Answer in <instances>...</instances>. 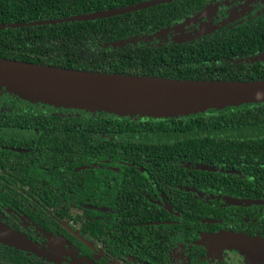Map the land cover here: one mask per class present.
<instances>
[{"label": "flooded vegetation", "instance_id": "1", "mask_svg": "<svg viewBox=\"0 0 264 264\" xmlns=\"http://www.w3.org/2000/svg\"><path fill=\"white\" fill-rule=\"evenodd\" d=\"M261 17L264 0H196L182 19L144 40L167 48L211 40ZM106 113L0 92L5 222L42 244L56 264H259L214 248L209 235L264 237V158L224 166L174 157L186 155L177 150L163 158L161 148L186 138V129L147 126L128 136L105 127L117 115ZM85 118L106 125L84 126ZM254 132L264 139V127Z\"/></svg>", "mask_w": 264, "mask_h": 264}, {"label": "trees", "instance_id": "2", "mask_svg": "<svg viewBox=\"0 0 264 264\" xmlns=\"http://www.w3.org/2000/svg\"><path fill=\"white\" fill-rule=\"evenodd\" d=\"M145 1L149 0H0V23L6 25L0 28V57L107 73L212 80L264 79V60L235 62L241 56L264 53V17L252 20L224 37L211 40H195L168 48L146 43V35L182 19L196 0H173L97 19L36 23ZM134 36H138L134 42L117 47L112 45L116 40ZM104 114L107 115L105 111ZM111 116L110 123L106 125L100 122L99 125H106V128L116 132L124 130L128 136V133H142L141 129L147 126L186 129V138L161 148L163 158L176 150L186 155L174 157L218 166L244 159L264 158V139L252 138L254 131L262 132L264 127V101L213 107L188 116ZM63 120L71 122L69 119ZM83 125L99 126L91 118H85ZM116 142L118 144L122 140ZM149 153L159 151L149 149ZM67 202L71 203L72 200L67 199ZM69 208V205H65L62 212L66 213ZM44 259L0 243V262L58 263Z\"/></svg>", "mask_w": 264, "mask_h": 264}, {"label": "water", "instance_id": "3", "mask_svg": "<svg viewBox=\"0 0 264 264\" xmlns=\"http://www.w3.org/2000/svg\"><path fill=\"white\" fill-rule=\"evenodd\" d=\"M171 1L149 0L70 17L39 20L36 23L97 19ZM5 27L4 23H0V28ZM137 39L138 36L116 40L112 45L124 46ZM253 59L264 60V53ZM0 92L87 112L168 117L204 112L213 107L264 101V79L212 80L107 73L0 57ZM0 243L57 262L42 244L9 225L1 216ZM209 243L220 250L236 249L249 261L264 264L263 236L221 231L210 234Z\"/></svg>", "mask_w": 264, "mask_h": 264}]
</instances>
